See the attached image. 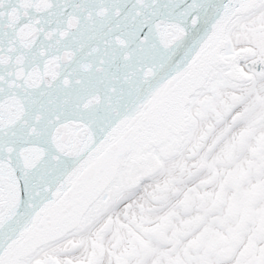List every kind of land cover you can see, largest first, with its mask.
Instances as JSON below:
<instances>
[{
    "label": "snow or ice",
    "instance_id": "snow-or-ice-1",
    "mask_svg": "<svg viewBox=\"0 0 264 264\" xmlns=\"http://www.w3.org/2000/svg\"><path fill=\"white\" fill-rule=\"evenodd\" d=\"M0 264H264V0H0Z\"/></svg>",
    "mask_w": 264,
    "mask_h": 264
}]
</instances>
